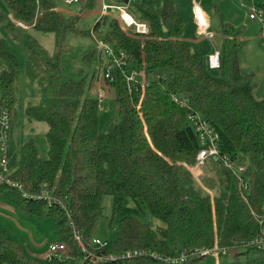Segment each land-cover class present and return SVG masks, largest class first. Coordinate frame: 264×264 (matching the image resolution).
Returning <instances> with one entry per match:
<instances>
[{"label": "trees", "instance_id": "1", "mask_svg": "<svg viewBox=\"0 0 264 264\" xmlns=\"http://www.w3.org/2000/svg\"><path fill=\"white\" fill-rule=\"evenodd\" d=\"M153 1L154 6L137 4L149 30L141 34L120 16L108 20L104 15L91 31H83L79 16L65 18L55 0H4L9 13L0 9V29L7 35L0 36V111L11 117L6 177L22 188L0 181V197L31 216L53 219L68 258L48 262L26 257L20 244L0 229V264H173L163 258L182 253L189 256L179 264H207L211 254L228 255L232 250H237V259L222 264H264V247L258 244L264 238V96H254L253 75L240 70L242 31L226 27L220 67L214 69L221 76L217 79L205 71L203 54L182 39L184 20L176 0ZM260 6L264 8V2ZM17 21L53 33V53L32 36L25 37ZM70 32L91 33L99 42L103 37L114 44L117 57L124 54L123 64L112 74L119 122L106 133L99 131L101 99L87 94V77L63 79L61 60ZM11 41H22L50 75L41 101L24 113L30 122L47 124V158L40 156L34 138L26 140L19 153L14 142L20 57ZM94 54L84 55V62L91 66ZM99 54L105 67L108 59ZM26 72L35 75L29 63ZM133 72L144 79L128 82ZM192 110L218 133L221 154L246 167L240 177L248 190L239 188L240 180L221 158L198 164L201 145L188 118ZM206 164L218 179L219 193L214 196L193 174L195 167ZM45 194L60 203L50 205L46 198H38ZM107 195L113 197L117 230L106 247L99 248L93 233ZM125 197H131L137 208L126 207ZM145 209L160 226L138 220L136 215ZM128 249L148 252L127 259L118 256ZM207 249L213 251L192 255ZM109 254L118 257L95 262L89 257Z\"/></svg>", "mask_w": 264, "mask_h": 264}, {"label": "rangeland", "instance_id": "2", "mask_svg": "<svg viewBox=\"0 0 264 264\" xmlns=\"http://www.w3.org/2000/svg\"><path fill=\"white\" fill-rule=\"evenodd\" d=\"M131 1V3H130ZM146 3L154 6L153 0H81L77 4L68 5L62 0H55L57 9L65 18L79 16L78 27L83 31H91L97 20L106 15L111 19L119 17L116 9H104V6H121L125 9L122 13L127 20L132 17L140 22L141 17L137 4ZM194 0H176L175 5L184 20V32L182 39L194 52H200L204 57V69L211 76L220 79L218 70L208 68V56L214 49L220 52L225 38L226 27L241 30L242 48L239 52V66L244 74L253 75L252 85L254 96L258 99L264 96V38L261 35V25L256 20L249 18V12L245 0H197V5L204 14L207 22V31L212 34L209 39L199 28L198 19L195 15ZM0 9L9 13L4 0H0ZM106 30V27L103 29ZM25 37L32 36L49 53L54 51V34L38 31L33 26L21 28ZM0 36L7 37L3 29ZM104 38L100 39L102 41ZM104 41V40H103ZM98 39L91 33L80 35L75 32L67 34L65 50L62 55L61 64L64 70V80H78L82 76L87 77V94L98 99V93L103 92L104 98L100 100L99 131L106 133L113 124L119 122L118 106L116 102L115 87L112 82L105 78L104 66L101 65L100 52L98 51ZM20 57V72L16 81V93L18 98V119L14 126V142L18 153L22 144L29 138L37 141L40 156L48 157V143L46 140L47 124L33 123L24 116L25 109L29 105L38 104L47 86L50 76L41 67L35 58L31 57L23 47V42H12ZM93 51L92 65L84 62V55ZM107 58V57H106ZM104 56L102 59H106ZM31 65L34 76L26 72L27 64ZM137 78L144 79L140 73ZM33 128V130H31ZM196 182L201 185L205 192L211 196L219 193V183L216 174L210 169L209 164L197 166L193 170ZM103 217L99 221L93 235L102 241H111L117 230L116 221H112L113 197L107 195L103 198ZM124 205L137 208V203L131 197H125ZM139 221L152 227L161 225L149 210L145 209L136 215ZM0 229L6 231L7 235L16 240L26 257L46 261L47 250L50 243L59 242L55 222L51 218L31 216L20 209L11 200L0 197ZM237 250L223 255L219 252L213 253L206 258L207 264H222L237 259ZM241 257L240 259H242Z\"/></svg>", "mask_w": 264, "mask_h": 264}, {"label": "built area", "instance_id": "3", "mask_svg": "<svg viewBox=\"0 0 264 264\" xmlns=\"http://www.w3.org/2000/svg\"><path fill=\"white\" fill-rule=\"evenodd\" d=\"M65 4L73 5L79 3L81 0H62ZM194 8H195V15L198 19L199 28L204 32L205 36L209 39L212 38V34L207 31V23L204 20L202 16V11L197 5V0H194ZM264 2V0H247L246 6L249 12V18L251 20H256L261 25V35L264 38V8L260 6V4ZM116 9L119 11L120 18L124 21V23L131 28H134V30L141 34L148 33V26L146 23L140 21H135L132 17L130 20H127L124 14H122L125 9L121 6H104V9ZM16 25L21 29L25 28L26 24H24L21 21H17ZM31 26H34L31 25ZM98 51L102 54H104L108 61L106 66L104 67L105 70V78L112 82L113 81V69L114 67H120L123 64V52H120L119 57L116 56L115 52V46L112 43L101 41L98 43ZM208 67L212 70L218 69L220 67V52L214 49V52L208 56ZM128 82H137V75L136 72H133L131 75L127 76ZM99 98H104V93L99 92ZM176 101L179 102V100L176 99ZM181 105H183L181 103ZM189 120L193 123V125L196 128V131L199 134V141L201 145V150L198 153L197 161L199 165H204L205 161L208 158H221L225 164L226 167H228L230 170L233 171V173L237 176V178L240 180L239 188L240 189H247L248 190V184L246 181H243L241 179V174L245 171L244 165H236L234 161H231L227 158V156H224L221 154V149L219 146V135L218 133L211 127V125L206 121L205 118L201 117L198 113L194 112L193 110L190 112L188 116ZM10 132H11V117L9 115V112L6 110L0 111V171L2 172L0 174V181H7L9 184H13L15 186H18L20 189L22 188L21 185L14 184L10 180L7 179L6 175L9 173V149H10ZM25 196L31 197L28 194L24 193ZM38 198H46L49 201V204L52 205L53 203H60L56 199H54L50 194H45L44 196H39ZM75 238L78 240L79 244L82 246L83 250L85 251V247L83 246V243L79 237L78 234H75ZM94 243L98 245L99 248L106 247L107 242L102 241L98 238L94 239ZM260 245L264 247V238L259 241ZM213 249H207V250H196L192 253V255H207L209 254ZM148 251H142V250H135V249H128L121 253L120 258H132L137 255H143L146 254ZM152 256L157 257V254L151 253ZM113 254H109L107 257H99L93 258L92 256H89L92 261H102L105 259H111L118 257ZM189 255L187 253H182L178 257H166L163 258L164 262L166 263H173V264H179L186 261L187 257ZM68 258L67 255V247L65 244L61 242H55L50 243L47 250V256L46 261L53 262V261H63Z\"/></svg>", "mask_w": 264, "mask_h": 264}, {"label": "crops", "instance_id": "4", "mask_svg": "<svg viewBox=\"0 0 264 264\" xmlns=\"http://www.w3.org/2000/svg\"><path fill=\"white\" fill-rule=\"evenodd\" d=\"M202 16H203V18H204V20H205V17H204V14H202ZM206 21V20H205ZM207 23V22H206Z\"/></svg>", "mask_w": 264, "mask_h": 264}, {"label": "water", "instance_id": "5", "mask_svg": "<svg viewBox=\"0 0 264 264\" xmlns=\"http://www.w3.org/2000/svg\"><path fill=\"white\" fill-rule=\"evenodd\" d=\"M126 3H129V0H126ZM164 30H165V28H164Z\"/></svg>", "mask_w": 264, "mask_h": 264}]
</instances>
